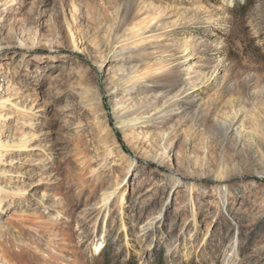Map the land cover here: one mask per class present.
I'll list each match as a JSON object with an SVG mask.
<instances>
[{
	"label": "rangeland",
	"instance_id": "374dc122",
	"mask_svg": "<svg viewBox=\"0 0 264 264\" xmlns=\"http://www.w3.org/2000/svg\"><path fill=\"white\" fill-rule=\"evenodd\" d=\"M9 135L0 264H264V0H0Z\"/></svg>",
	"mask_w": 264,
	"mask_h": 264
},
{
	"label": "bare ground",
	"instance_id": "6f19581e",
	"mask_svg": "<svg viewBox=\"0 0 264 264\" xmlns=\"http://www.w3.org/2000/svg\"><path fill=\"white\" fill-rule=\"evenodd\" d=\"M242 131L237 130V143L239 142L240 144V138H241ZM26 143L25 142H20L16 140V137L13 135H9L6 140H4L3 144L0 145L1 147V153H0V163L6 161L9 157V155L13 151H17L20 149L25 148Z\"/></svg>",
	"mask_w": 264,
	"mask_h": 264
}]
</instances>
